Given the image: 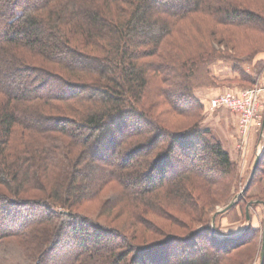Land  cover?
<instances>
[{"label":"trees","instance_id":"16d2710c","mask_svg":"<svg viewBox=\"0 0 264 264\" xmlns=\"http://www.w3.org/2000/svg\"><path fill=\"white\" fill-rule=\"evenodd\" d=\"M217 63L264 74V0H0V264H55L70 238L59 264H247L260 241L261 264L264 150L240 195L196 96ZM108 188L110 222L83 216Z\"/></svg>","mask_w":264,"mask_h":264},{"label":"rangeland","instance_id":"374dc122","mask_svg":"<svg viewBox=\"0 0 264 264\" xmlns=\"http://www.w3.org/2000/svg\"><path fill=\"white\" fill-rule=\"evenodd\" d=\"M221 50H224L223 47H220ZM259 56L256 57V59ZM218 64V63H217ZM213 65L211 67V78L210 80V87H203L196 91V96L199 97L202 102L205 104V111L204 114V126L211 129L214 133V136L216 139H218L224 149L229 152L232 160L236 164L237 167V182L239 184V188L241 189L243 186L242 184H247L249 181L251 174L253 172L254 166L256 164L257 159L262 158L263 150H264V121H256L254 122L253 126L249 128L248 132L245 134H241V130L239 128V117L235 114H232L228 110H220V111H212L210 109V102L212 99L225 95L227 93H242L245 90L249 89H263L264 90V74L260 76V78L257 80V82L254 85L244 84L237 82L234 78V76L228 72V71H220L216 69V65ZM248 70H251L253 72V67L246 66ZM262 109L264 108V92L262 93ZM219 114V115H218ZM215 116H221L222 121L219 123L218 127L215 126L213 123V119H215ZM211 119V120H210ZM224 119V120H223ZM209 120V121H207ZM227 121V123H226ZM264 169V164H262ZM262 177V176H261ZM259 176L256 181L254 182L252 189L250 190L249 196L253 198L262 197L261 195V188H264V179H261ZM88 182L84 184V186H87L89 184L94 183V178L89 177ZM83 185V184H81ZM90 186V185H89ZM246 186V185H245ZM109 193H104L101 198H99L97 201H88L81 210V213L83 216L92 219L94 221L102 222H110L108 221L107 217H97L95 212H97L100 208L103 207V204L105 201L109 200V195L111 194V188L107 189ZM258 197V198H259ZM107 206V205H106ZM225 206H217L215 209V212H218L222 209H224ZM17 209L13 208L12 213L16 212ZM263 208L258 207L257 209L250 208V215H253V224L257 227H260L262 225L263 221ZM11 213V214H12ZM104 214H107L105 212ZM9 216V214H8ZM247 216V214H246ZM8 218V217H6ZM12 218V217H11ZM9 218V220L11 219ZM123 219L127 220V217H124ZM244 220V215H242V212L238 209L233 210L228 215H226L222 220H219L218 222L222 223V227L224 231L227 233H234L237 232L241 226V222ZM163 223V220H156V223L161 224ZM103 223V222H102ZM214 223V222H213ZM215 224V223H214ZM141 230L139 231V234H147V225L140 226ZM108 234V233H107ZM128 235H132V231H128ZM107 236V235H106ZM91 237V235H90ZM106 238V237H105ZM141 240V238L137 237V240ZM72 242L73 239L64 240L62 244V248L59 249L58 254L55 257L56 262L55 264H59V260L61 258V255L64 250H68L67 242ZM261 243V241H260ZM260 243L258 242L257 245V253L254 257V259L248 260L247 264H260L259 259V253H260ZM67 245V246H66ZM255 246H253L254 248ZM54 256V255H53ZM49 262H45L44 264H49Z\"/></svg>","mask_w":264,"mask_h":264},{"label":"built area","instance_id":"2783aa9c","mask_svg":"<svg viewBox=\"0 0 264 264\" xmlns=\"http://www.w3.org/2000/svg\"><path fill=\"white\" fill-rule=\"evenodd\" d=\"M263 89H249L242 93H227L216 97L210 102L212 111L224 109L239 117L241 134L248 132L256 121H264V108L262 109Z\"/></svg>","mask_w":264,"mask_h":264},{"label":"water","instance_id":"95a60500","mask_svg":"<svg viewBox=\"0 0 264 264\" xmlns=\"http://www.w3.org/2000/svg\"><path fill=\"white\" fill-rule=\"evenodd\" d=\"M259 162H260V159L258 158L257 161H256V164L254 166V169H253V172L251 174V177L249 179V181L247 182L244 190L241 192L240 195L244 194L250 187L253 179H254V176H255V173H256V170H257V167L259 165ZM236 204V201L232 202L229 206L225 207L224 209L220 210L217 212V214H224L226 212H228L233 206H235ZM250 207H251V204L247 207V220L250 221L251 220V215H250ZM215 220H216V216L214 217L213 219V222L215 223ZM213 230L215 232V224L213 226ZM264 262V244H263V250H262V260H261V264H263Z\"/></svg>","mask_w":264,"mask_h":264},{"label":"crops","instance_id":"0c3cea01","mask_svg":"<svg viewBox=\"0 0 264 264\" xmlns=\"http://www.w3.org/2000/svg\"><path fill=\"white\" fill-rule=\"evenodd\" d=\"M215 67H216L217 70H220V71H228V72L231 73V66L229 64H226V63H218ZM220 110H223V109H220ZM220 110H217V111H220ZM207 121H209V120H207ZM221 121H222V117L221 116H215V119H213V123L217 127H218V125H219V123ZM226 123H227V121H226Z\"/></svg>","mask_w":264,"mask_h":264}]
</instances>
